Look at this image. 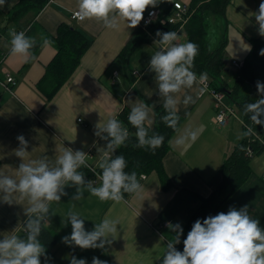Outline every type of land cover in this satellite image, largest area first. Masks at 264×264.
<instances>
[{"label":"crops","instance_id":"1","mask_svg":"<svg viewBox=\"0 0 264 264\" xmlns=\"http://www.w3.org/2000/svg\"><path fill=\"white\" fill-rule=\"evenodd\" d=\"M160 1L161 4L168 3L154 9L166 11L172 1L179 0ZM181 1L189 4L191 0ZM18 2L7 0L6 5L0 8V54L6 55L3 75L8 73L17 81L13 94L0 85V172L14 175V170L21 163L14 154L19 147V135L28 141V159L47 157L54 163L59 150L67 147L90 155L87 163L98 169V149L105 147L107 142L94 135L97 123L106 122L109 116L118 119L123 108L131 111L129 101L137 99L149 106L154 105L151 128L155 125L154 108L163 105L154 80L155 74L149 71L151 55L158 50L154 44L156 39L141 43L132 53L129 65L136 77L133 81L119 54L136 36L141 24L129 29L122 23L119 30L108 29L95 20L73 19L77 0H51L36 18L27 16L23 20L35 23L31 37L42 41L43 36L51 41L48 46L42 45L34 59L25 62L22 57L10 55L9 31L2 34L7 16ZM261 2L233 0L226 10L228 73L224 74V78L228 83L233 82L234 62L243 63L249 40L261 37L257 32L255 16L251 15L258 11ZM62 23L71 24L94 41L70 79L53 99L47 101L38 84L57 53L51 37L57 35ZM12 28L15 26L9 27ZM177 33L181 37L180 43L187 42L183 28ZM233 48H237L238 55ZM195 91L194 87L178 95L182 98L187 92L195 98ZM223 102L232 107L225 98ZM179 114L184 118L180 129H197L198 138L195 142L176 146V132L170 140L171 150L164 158V168L172 188L164 190L157 173L153 172L140 180L142 191L139 198L131 196L129 200L125 199L126 203H116L101 201L86 190L81 200L72 201L76 189L66 186L68 195L61 197L59 203L50 204L51 218L45 225L59 239L52 250H46L51 258L49 264H70L71 255L85 259L87 264H91L94 256L106 260L108 264H155L164 255L167 240L174 235L164 224L179 223L184 233L187 223L202 204L201 198L208 197L222 182L221 166L236 145L229 127L230 120L236 117H229L226 126L216 124V100L210 91L196 99L194 104L185 106L181 103ZM237 118L242 123L241 118ZM253 161V173L249 180L218 213H227L230 207L240 209L248 205L249 214L260 220V226L264 228V178L256 173ZM96 186H100V181ZM27 206L26 201L11 206L0 202V239L11 234L15 228L20 235L27 218L24 214ZM70 210L80 215L88 231L104 218L119 220L115 238L110 237L112 244L106 245L104 250L68 248L61 241L62 237L71 234V224L67 221ZM162 235L164 239L161 240ZM41 261L44 264L43 257Z\"/></svg>","mask_w":264,"mask_h":264},{"label":"clouds","instance_id":"2","mask_svg":"<svg viewBox=\"0 0 264 264\" xmlns=\"http://www.w3.org/2000/svg\"><path fill=\"white\" fill-rule=\"evenodd\" d=\"M160 0H77V10L74 18L80 21L95 20L105 28L119 30L122 23L127 28L137 27L144 19L147 8H155ZM7 0H0L3 8ZM255 16L258 25L257 32L264 37V0L259 4ZM10 55L22 57L25 62L34 59L33 49L37 46L35 37L26 35V30L17 32L9 29ZM154 44L158 50L151 55L149 71L155 74L154 80L158 88L159 97L163 99L165 115L161 117L163 123L177 132L176 146H183L189 141L195 142L198 130L193 128H179V105L194 104L206 89L208 79L206 73L199 76L192 70L195 57L198 55V45L188 41L180 43V35L176 31L156 32ZM43 46L51 41L41 37ZM246 50L250 51V46ZM264 56V49L259 53ZM119 79V77H117ZM11 82V78H9ZM195 87V98L184 90ZM258 99L245 103L242 107L244 116L249 117L253 125L264 126V82L257 81ZM131 111L128 122L135 129L137 148H146L155 152L162 146L165 137L157 132L149 134L153 119V106L144 101H129ZM256 134L251 126L241 133L242 137ZM94 135L106 141V146L99 148L100 158L97 162L101 174L97 177L100 186L94 180H85V175L79 171L81 167H88V154L82 150L64 147L59 150L54 163L47 157L28 159V141L23 135L17 136L19 147L14 150L21 163L14 170V175L0 172V202L9 206L26 201L24 214L27 217L23 224L22 237L16 228L11 234L0 239V264H49L46 248L41 243L44 226L50 222V204L59 203L61 197L67 196L66 186L74 187L72 201L83 198L85 190L101 201L112 200L116 203L125 201V193L129 196L140 197L142 185L135 171L126 172L127 161L123 155H115L116 150L125 145L130 139L128 128L115 116H109L106 122L97 123ZM27 161V162H25ZM67 221L71 224V234L62 237V243L70 247L104 250L106 245L112 244V239L118 231L119 220L104 218L95 224L93 230L85 228L84 220L75 211L67 213ZM172 238L167 240L166 250L161 264H264V228L260 220L249 214V206L240 209L230 207L227 213L220 212L215 216L197 219L187 237L183 240V251L176 245L181 243L183 228L179 223L168 222ZM160 239H164L162 235ZM70 264H87L83 258L75 255L69 257ZM91 264H108L106 260L93 257Z\"/></svg>","mask_w":264,"mask_h":264},{"label":"trees","instance_id":"3","mask_svg":"<svg viewBox=\"0 0 264 264\" xmlns=\"http://www.w3.org/2000/svg\"><path fill=\"white\" fill-rule=\"evenodd\" d=\"M51 0H19L7 16L6 24L2 34L9 31V27L15 26L17 32L26 30V35L31 37L34 21L25 23L23 20L27 16L36 18ZM233 0H191L189 5V18L185 24L178 22L176 24H161L153 22L148 26L140 25L136 36L130 40L119 58L127 66L129 77L134 81L136 77L129 65V60L134 50L143 42L158 39L156 32H169L184 29L187 35V42L191 41L198 45V55L195 57L194 68L192 69L198 76L206 73L209 86L217 93H221L225 100L235 108L240 114L243 132L247 131V126H251L256 134L242 137L235 145L233 151L225 159L221 166L222 182L205 198H201V206L187 223L184 233L181 236V243L176 245L177 250L183 251V240L187 237L193 223L200 219L201 221L208 216L218 214L222 206L241 189L251 177L252 161L254 157L264 154V126L253 125L249 117L244 116L242 107L245 103L254 102L258 99L256 82H264V56H261L260 50L264 49V39L254 38L249 40L250 51L244 57L243 65L240 69L236 68L233 72V82L228 83L224 74L228 73L226 67V53L228 46V21L226 10ZM165 12L172 13L173 5ZM152 7L145 10V16ZM219 28L221 36L215 47L210 41V34L213 27ZM51 40L56 46L57 53L52 61L47 65L46 72L38 84L39 90L50 101L66 84L81 63L84 54L93 43V39L85 35L81 30L73 27L71 24L62 23L58 28V33ZM43 42L37 41V46L33 49V55L42 47ZM2 54H0L1 56ZM235 63V62H234ZM156 119L155 125L150 129L149 134L157 132L165 137V140L159 148L152 152L146 148H137L135 137L136 129L129 124L128 115L130 110L123 108L118 116L124 127L128 128L130 139L125 145L120 146L115 155H123L127 161L126 172L135 171L138 179L142 176H148L153 172L157 173L164 190L172 188V182L164 168V158L171 150L170 140L176 133L167 127L161 117L165 115L163 105L154 108ZM180 116L179 128L184 118ZM93 167V166H92ZM94 171L90 167H81V171L87 180H98L101 170L95 167ZM131 196L125 193V199L129 200ZM20 236L25 233L21 230ZM41 243L47 251L52 250L59 242L57 236L46 226L39 237ZM66 245V244H65ZM68 246V245H67ZM73 249V247L68 246ZM163 256L155 263L161 264Z\"/></svg>","mask_w":264,"mask_h":264},{"label":"built area","instance_id":"4","mask_svg":"<svg viewBox=\"0 0 264 264\" xmlns=\"http://www.w3.org/2000/svg\"><path fill=\"white\" fill-rule=\"evenodd\" d=\"M72 18L77 19V18H74V12L72 14ZM188 18H189V5L184 2L176 1L173 5L172 13H167L165 11L152 8L144 16V19L141 21L140 24H142L143 26H148L152 24L153 22H160L161 24H167V23L176 24L178 22H181L185 24ZM5 60H6V55L2 54L0 56V85L6 91L13 94L14 93L13 90H14V87L16 86L17 81L13 76H11L8 73L5 76L3 75V65H4ZM234 65L237 69H240L243 64L235 62ZM9 78H11V82H9ZM205 83H206V89H207L205 92L210 91L216 100V117L214 121L219 126H226L228 124L229 117L237 118L236 111L233 107L226 106V104L223 102L224 96L221 93H217L210 88L208 79ZM0 105H1V97H0ZM88 167H90L94 171V168L90 166L89 164H88ZM145 178L146 176L143 175L142 179H145ZM95 182L97 183L99 182V180H95ZM167 223H165L164 226H166Z\"/></svg>","mask_w":264,"mask_h":264},{"label":"rangeland","instance_id":"5","mask_svg":"<svg viewBox=\"0 0 264 264\" xmlns=\"http://www.w3.org/2000/svg\"><path fill=\"white\" fill-rule=\"evenodd\" d=\"M181 1V0H179ZM162 1L159 2L158 6H164L166 5L168 2L165 1V4H161ZM183 2V1H181ZM221 34H220V30L219 28L217 29L215 26L212 28L211 30V34H210V41L212 42V46L215 47L218 40L220 39ZM236 49V54L238 53L237 48H233L232 50L235 51ZM238 55V54H237ZM237 117H240V114L237 112ZM231 119V118H230ZM230 130L232 132V135L235 137V143H237L239 141V139L242 138L241 133H243V125L240 121V119L238 120V118H233L230 120ZM253 167L256 170V173L258 174L259 177L264 178V154L260 155V156H256L254 158L253 161Z\"/></svg>","mask_w":264,"mask_h":264}]
</instances>
